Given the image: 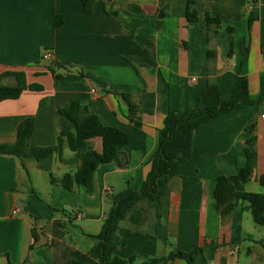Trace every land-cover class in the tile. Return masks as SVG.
Listing matches in <instances>:
<instances>
[{
    "label": "crops",
    "instance_id": "0c3cea01",
    "mask_svg": "<svg viewBox=\"0 0 264 264\" xmlns=\"http://www.w3.org/2000/svg\"><path fill=\"white\" fill-rule=\"evenodd\" d=\"M190 1L94 0L84 13L80 0H0V75L22 72L26 84L41 86L0 101V144L12 143L18 124L32 117L29 144L54 145L61 128L73 127L58 110L74 102L81 114L96 115L129 136L118 148L127 166L99 165L90 193L81 185L67 190L51 184L35 162L0 154V264H68L88 251L94 241L87 235L100 231L112 196L138 188L149 171L165 114L199 107L208 82L225 100L237 75L247 79L254 103L194 131L191 155L163 188L156 215L144 205L141 224L119 223L115 255L159 257L167 241L185 252L201 248L194 264H264V236L246 202L238 201L221 219L212 194L217 176H232L243 166L249 136L253 172L244 189L264 193V0ZM187 10L196 12L195 21L187 20ZM249 12L257 18L248 28ZM207 15L219 17L216 30ZM44 51L50 60L41 59ZM129 105L134 120L128 119ZM91 144L101 151L99 138ZM73 157L63 140L60 156L52 159L55 180L75 171L78 164L60 160Z\"/></svg>",
    "mask_w": 264,
    "mask_h": 264
},
{
    "label": "trees",
    "instance_id": "16d2710c",
    "mask_svg": "<svg viewBox=\"0 0 264 264\" xmlns=\"http://www.w3.org/2000/svg\"><path fill=\"white\" fill-rule=\"evenodd\" d=\"M80 1L84 13H90L94 0ZM186 18L189 22L195 21L196 12L187 10ZM256 18L254 13L249 12L247 15L248 28ZM206 22L208 26L213 25L215 30L220 26L219 17L207 15ZM59 23L60 19L55 17L54 25ZM240 50L243 55L248 52L246 41L240 42ZM261 54L264 57V45H261ZM47 68L50 69V67ZM6 77L13 78L14 82L12 84L3 83ZM25 89L40 90L41 86L26 84L25 75L22 72L0 75V101L16 99ZM199 101L200 106L190 112L180 113L169 110L165 114L160 129L159 147L141 185L138 188L128 186L112 196L111 206L105 213L100 231L95 235H87L94 241V244L88 251L80 254L77 259L71 260L68 264H169L177 259L187 264H194L201 248L185 252L171 248L167 241H165L166 251L159 257L137 254L119 258L115 255V250L121 244L118 235L121 221L127 219L134 225L141 224L144 205L150 207L156 215L163 188L191 155L194 131L215 117L238 110L243 105L254 103L249 98L247 79L239 75L236 76L225 100L220 99L217 86L208 82L200 91ZM134 110L135 107L129 105V120H134ZM58 114L71 122L73 127L61 128L54 145L33 146L29 144V137L34 130V120L28 117L18 124L15 140L12 143L0 144V154L15 157L23 163L27 160L35 162L40 171L49 175L51 184L58 183L67 190H71L75 185H81L89 193L92 192L94 172L99 165L114 162L119 167L127 166L128 159L118 148L127 142L128 133L103 125L96 115L81 114L80 105L76 102L59 109ZM252 129L253 127L249 126L247 131L251 132ZM94 138H99L101 141L100 152L95 151L91 144ZM253 139V136H249L245 140L243 166L238 168L232 176H217L214 180L212 194L215 208L221 219L231 215L237 202L242 201L246 202L245 208L249 210L253 223L264 226V193H251L244 189L253 172L254 152L249 148ZM63 140L66 141L69 150L74 153V157L69 160H60L67 164H78V166L74 172L65 173L59 180H55L50 173L51 164L55 154L60 156ZM259 183L264 186V175H260ZM53 212H55L54 209ZM31 235L33 243L36 242L37 236L33 230Z\"/></svg>",
    "mask_w": 264,
    "mask_h": 264
},
{
    "label": "rangeland",
    "instance_id": "374dc122",
    "mask_svg": "<svg viewBox=\"0 0 264 264\" xmlns=\"http://www.w3.org/2000/svg\"><path fill=\"white\" fill-rule=\"evenodd\" d=\"M44 177H46V176H44ZM45 179V178H44ZM255 227H257V229H258V231H259V233H260V235L261 236H264V226H258V225H255V224H253ZM78 235V234H77ZM65 239H69V236L66 234L65 235ZM87 243V242H86ZM88 243H89V245L92 243L91 242V240H89L88 241ZM246 245H248V243H243V246H246ZM244 248V247H243ZM243 248L241 249V251H240V258H245L244 257V250H243Z\"/></svg>",
    "mask_w": 264,
    "mask_h": 264
},
{
    "label": "built area",
    "instance_id": "2783aa9c",
    "mask_svg": "<svg viewBox=\"0 0 264 264\" xmlns=\"http://www.w3.org/2000/svg\"><path fill=\"white\" fill-rule=\"evenodd\" d=\"M41 59H43V60H50L51 59V53H50V51H44L43 54H42V56H41ZM92 91L94 92V90H92ZM262 117H264V115H262Z\"/></svg>",
    "mask_w": 264,
    "mask_h": 264
}]
</instances>
